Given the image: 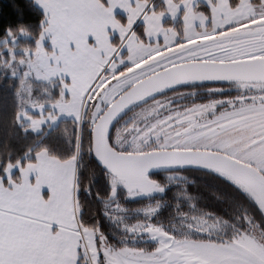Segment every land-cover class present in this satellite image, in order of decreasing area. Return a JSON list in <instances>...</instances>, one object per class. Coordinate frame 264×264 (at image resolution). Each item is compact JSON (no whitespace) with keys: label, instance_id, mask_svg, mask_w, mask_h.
I'll use <instances>...</instances> for the list:
<instances>
[{"label":"snow or ice","instance_id":"obj_1","mask_svg":"<svg viewBox=\"0 0 264 264\" xmlns=\"http://www.w3.org/2000/svg\"><path fill=\"white\" fill-rule=\"evenodd\" d=\"M11 7L0 264H264V0ZM186 173L233 210L198 209Z\"/></svg>","mask_w":264,"mask_h":264},{"label":"trees","instance_id":"obj_2","mask_svg":"<svg viewBox=\"0 0 264 264\" xmlns=\"http://www.w3.org/2000/svg\"><path fill=\"white\" fill-rule=\"evenodd\" d=\"M12 2L13 0H0V17L8 19L12 13ZM138 29L141 28L140 25H137ZM26 41H20L19 46L25 45ZM7 83V81H5ZM39 90V88L37 89ZM183 90V89H180ZM177 90V91H180ZM229 95H235V90H233ZM191 100V98H187ZM195 98L193 100H197ZM187 100V101H188ZM188 180L192 181L189 184V190L192 192L194 197H196V205L198 209H208L213 210L221 214L227 215L226 210H233L231 205L228 204L227 194L216 188L213 184L205 181L201 176L195 173H186ZM179 227V224H177ZM259 236V233H257Z\"/></svg>","mask_w":264,"mask_h":264},{"label":"rangeland","instance_id":"obj_3","mask_svg":"<svg viewBox=\"0 0 264 264\" xmlns=\"http://www.w3.org/2000/svg\"><path fill=\"white\" fill-rule=\"evenodd\" d=\"M180 92H186L187 94L180 95L179 94ZM187 98H191L193 102L194 101L193 99L195 98H199L197 100L207 99L208 94L203 87H195L194 89L188 88V89L177 91L176 93H169L167 96L162 98V102L171 99V103L174 106H184L186 104L192 103L191 100H188Z\"/></svg>","mask_w":264,"mask_h":264}]
</instances>
